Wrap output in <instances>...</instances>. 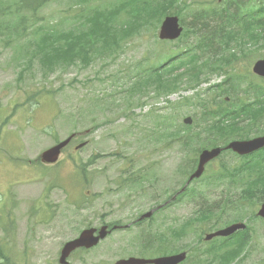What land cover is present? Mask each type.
<instances>
[{"label": "rangeland", "instance_id": "1", "mask_svg": "<svg viewBox=\"0 0 264 264\" xmlns=\"http://www.w3.org/2000/svg\"><path fill=\"white\" fill-rule=\"evenodd\" d=\"M56 9L57 7L51 6L44 10L40 16L44 15V18H49L52 15L51 12ZM194 10L193 8L187 9L188 12ZM154 25L156 27L157 23L154 22ZM174 43L176 42L166 45L164 50L163 43L155 42L151 34L145 32L144 37L132 39L125 52L114 61L99 60L86 69L78 67L79 65L70 68H58L51 74L40 72L38 70L39 63L34 62L31 70H27L22 79L19 78L21 69L17 68L22 65V61L17 65L15 60L18 53L17 44H13L11 49L0 47V180H5L4 183H0V187H3L7 181L4 188L10 185L9 181L11 180L20 182L11 187L8 193L11 201L5 204L12 203L13 205L12 209L8 210L14 222V232L9 242L16 254L22 253L23 242L30 239V229L36 227L34 237L28 246L29 251L34 256L31 264H52L54 261L57 262L62 244L75 238L82 229H86L87 225L97 227V224L102 220H124L132 215L131 212L127 211L128 207H123L125 210L121 209V197L111 196L107 198L102 196V191L107 186V184L104 185L103 178H97L91 189L90 183H88L86 190H84L85 196L81 200H79L81 188L76 182V179L79 181L78 173L82 170L77 164L80 160H86L95 147L101 149V155L107 154L111 149L123 155H132L136 152L133 145L134 137L125 133L130 127L128 119L122 117L112 124V128L108 131L113 136L111 142L105 141L103 144L98 143L96 145L91 143L88 147L76 150L74 146L77 145V140L73 141V146L68 145L63 150L59 163L55 166L50 167L36 162L28 165L22 163L21 158L34 159L44 150L56 142L66 139L72 133H78L84 128H92V119L95 116L98 119L110 117V112L104 114L105 112L92 111L88 103L98 98L95 96L113 94L126 88L129 84L125 77L127 72L123 71L125 68L129 67L127 70L129 72L132 64L148 53H154L158 58H161L166 50L172 53ZM235 52L237 54L239 52L249 54L254 51L242 47ZM242 69L246 71L247 67ZM107 75L109 76L106 77ZM215 78L217 77H211V79ZM204 86L205 84H202L199 88ZM256 87H263V83H257ZM34 94L39 95L35 98L37 103L28 100ZM140 96L134 95L133 98L136 100ZM153 97L154 95L151 93L150 98L142 99L145 103L142 108L137 107L132 110L136 117L144 116L142 118L145 129L149 127V122L145 116L150 112H172L175 115L174 124L178 125L182 123L184 117L191 116L193 110H196V108L189 106L172 109V107L181 104L179 102L183 101V97H193L192 90L173 94L168 99ZM89 98L91 99L88 102ZM48 113H50L49 117H52L53 114L56 115L52 123L54 127L49 125L48 121L45 124L36 122L42 117L46 119ZM31 116L33 122L30 121L29 127L25 126L24 132H18L14 123L18 120L21 123L27 122L24 118L31 119ZM112 117L115 118L116 116ZM103 135L104 133H95L92 137H102ZM138 137L136 135L135 139ZM154 151L152 147L147 148L146 163H153L154 158H151V155ZM101 160L98 162L99 164L102 162ZM157 161L162 162L160 167L166 174L174 163L173 154L171 152H159L157 153ZM85 170L89 178V168L86 167ZM110 175L112 176V174ZM28 176L33 180L26 183ZM25 183L26 186H24ZM69 189L71 191L67 193ZM1 194L2 189L0 188ZM95 195H101V197H95ZM1 199L6 201V194ZM117 199L119 204L115 202ZM73 200L79 201L72 202ZM31 206L34 207L37 215L41 213L43 207L54 206V216L48 227L36 225L35 222L33 225L28 218ZM39 216L41 217V215ZM77 227L80 228L78 233L76 232ZM193 228L195 230H189V235L199 236L200 231L196 227ZM121 241L122 236L116 234L109 240L103 241L95 249L72 254L68 260L71 264H96L98 259L108 263L110 259L113 260L120 257L119 254L126 253L116 246L115 248L111 246L115 243H121ZM258 247H256L255 252L249 254L242 264L262 263V257L258 254Z\"/></svg>", "mask_w": 264, "mask_h": 264}, {"label": "trees", "instance_id": "2", "mask_svg": "<svg viewBox=\"0 0 264 264\" xmlns=\"http://www.w3.org/2000/svg\"><path fill=\"white\" fill-rule=\"evenodd\" d=\"M182 4L183 0H0V47L11 49L13 44H17L16 64L22 61V65L17 67L21 69L20 78L23 72L31 70L34 62L39 63L38 70L43 74L76 65L86 69L99 60L114 61L124 51L125 43L137 32L155 31V19L161 21L172 13L185 24ZM51 6L57 9L49 18L40 16ZM203 11L199 8L194 12L195 21L184 28L182 36L171 48L172 53H165L161 58L154 53L142 56L132 64L129 72V67L123 70L128 72L126 80H130L126 88L113 94L95 96L98 98L88 103L92 111L111 113L110 117H104V123H114L124 117L130 121L126 134L134 137L133 142L145 145L159 142L163 147L170 146L165 143L164 136L157 133V126L171 125L167 117H162L152 132L142 128V116L136 117L132 110L142 108L145 105L142 99L150 98L151 93L166 95L178 87L182 88L184 82L194 87L196 75L202 69L212 70L227 65L219 61L221 48L213 42L205 43L206 28L220 29L222 18L210 25L209 17ZM161 43L164 50L166 45H170L166 41ZM222 94H214L212 102ZM37 95L28 100L36 102ZM134 95L141 96L134 100ZM199 105L208 107L207 102ZM217 111L219 116L224 114L220 108ZM136 135L139 136L137 139ZM109 137L113 139L110 132ZM239 257L240 254L232 253L224 261L231 264ZM240 263L241 259L237 264Z\"/></svg>", "mask_w": 264, "mask_h": 264}, {"label": "flooded vegetation", "instance_id": "3", "mask_svg": "<svg viewBox=\"0 0 264 264\" xmlns=\"http://www.w3.org/2000/svg\"><path fill=\"white\" fill-rule=\"evenodd\" d=\"M247 1H252L256 8L260 7L258 1L254 2V0H221L219 3L220 12L225 16L232 15L233 18L235 11H242L243 17L264 18V11L259 14L256 8L252 9L247 6ZM210 33H212V30L206 29V34ZM243 67H247V70L244 71ZM252 68L253 64L246 56L236 55L234 57L233 73L221 76L222 85L236 83L240 86V94H246L243 91V87L249 90L251 82L258 81L264 83V77L254 74ZM250 96L252 99H246L245 103L241 104L246 110L243 109L235 113L239 117L240 125L234 124L235 127H212V129L216 133L226 130L230 131L231 142L250 141L263 136L264 103H258V99L255 98L254 94ZM224 99L229 100L228 97ZM237 102L240 104L239 100ZM195 129L197 128L171 127L170 131H174V144H178L179 138L184 137L183 134L178 135V132L184 133L185 131L187 142L193 143ZM92 142L95 143V140L93 139ZM227 144L220 143L218 146H212V148H222L219 156L207 164L203 175L199 179L192 180L191 182H189V178L197 167L198 158H194L192 144L184 145V149L190 158L185 159L186 165L183 171L179 172L176 168L170 179L160 183L159 186L163 191L158 195L156 177L154 195L149 199H144L142 196V190L138 186V183L142 179L139 174L125 178L126 194L122 198V207L132 209L149 206L153 207L157 213V205L162 201H167L166 194L170 192L172 193L170 198L172 199L173 207L171 218L175 219L174 222L199 218V222L203 224V229L207 226L208 232L205 231L204 236H211L235 224H243V229L227 237H214L209 240L203 238V251L209 261L214 262L217 257L221 258L227 254L230 255L239 249V247H243L246 250L244 255L249 256L259 246L258 253L264 256V217L258 214L262 204H264V146L250 154L239 155L230 149H225L224 147ZM95 161L96 159L93 163ZM257 161H260L261 167L257 165L254 169L242 173L226 172L223 167H216L214 165V163L245 165ZM213 167L214 170L211 169ZM234 167L237 168V166ZM231 170L233 171V169ZM130 181L134 182L132 189H130ZM18 183L20 182H15L14 184ZM10 201L11 199L9 198ZM30 211L33 214V207L30 208ZM36 220L41 224L43 223L40 219ZM128 241L134 245L139 244L143 251L150 250V247L143 241L141 243L138 237L129 239ZM131 257H133L132 254H128L126 259ZM138 257L157 259V243L154 242V252L151 250L150 253H141Z\"/></svg>", "mask_w": 264, "mask_h": 264}, {"label": "water", "instance_id": "4", "mask_svg": "<svg viewBox=\"0 0 264 264\" xmlns=\"http://www.w3.org/2000/svg\"><path fill=\"white\" fill-rule=\"evenodd\" d=\"M181 32H182V28L179 27L177 18H175V17L166 18V20L164 21V23L162 24V26L160 28L159 38L161 40H175L180 36ZM184 122L190 123V119L185 118ZM70 140H71V138H68L67 140H65V141L57 144L56 146L48 149L47 151L43 152L41 157H40L41 161L43 163H46V164L56 163L62 149L68 145ZM262 146H264V137L258 138L256 140H253V141L247 142V143H237V142L232 143V144L228 145V148H231L240 154H244V153L251 152L257 148H260ZM219 152H220V149H213L211 151L202 152L200 154V163L198 165V168H197L196 172L192 175L191 179L199 177L203 171V167H204L205 163L209 159L217 156ZM259 214L264 216V204H263L261 210L259 211ZM229 230H232V228L228 229L226 231L218 232L216 235L217 236L218 235L219 236H226V235L230 234L231 231H229ZM94 232H95L94 229L83 231L78 239L67 244L62 251L61 262H64V258L75 248H78V247L90 248V247L96 245L98 243L99 239L104 238L107 234L106 233V227H103L99 231L98 237L93 236ZM181 259H182L181 257L159 258V259H157V261H154V263L155 264H176ZM143 263L144 262H136L134 259H130L127 261L118 262L117 264H143Z\"/></svg>", "mask_w": 264, "mask_h": 264}]
</instances>
